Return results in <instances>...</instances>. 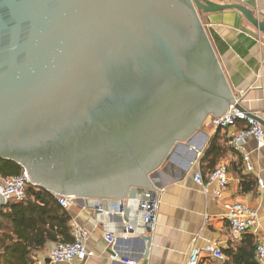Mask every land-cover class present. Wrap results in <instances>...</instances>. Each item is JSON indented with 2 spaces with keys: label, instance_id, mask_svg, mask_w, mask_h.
I'll use <instances>...</instances> for the list:
<instances>
[{
  "label": "water",
  "instance_id": "water-1",
  "mask_svg": "<svg viewBox=\"0 0 264 264\" xmlns=\"http://www.w3.org/2000/svg\"><path fill=\"white\" fill-rule=\"evenodd\" d=\"M224 9L264 34L246 7L213 0H0V159L52 194L94 199V213L124 201L126 216L234 103L199 14Z\"/></svg>",
  "mask_w": 264,
  "mask_h": 264
},
{
  "label": "crops",
  "instance_id": "crops-1",
  "mask_svg": "<svg viewBox=\"0 0 264 264\" xmlns=\"http://www.w3.org/2000/svg\"><path fill=\"white\" fill-rule=\"evenodd\" d=\"M213 1L240 4L264 21V0ZM199 14L234 103L264 127V34L237 9L200 11ZM212 116H208L192 135L190 144L177 146L171 157L154 172V187L161 189V193L153 229L149 230L139 207L144 190H138L132 199L125 200V207H129L126 216L111 211V207L94 213L91 210L96 204L94 199L77 200V205L68 213L88 230L87 244L95 255L82 262L57 264H128L111 260V254L132 261V264H181L193 245L203 246L208 242L221 248L223 258L203 257L199 264H222L227 258L225 250L236 247L243 239L252 237L256 244L264 241V144L258 147L253 136L244 141V151L252 166L249 173L252 188L243 191L241 174L247 173L244 172L242 153L228 144L232 128L214 129L210 124ZM244 126V121H238L235 128ZM220 162L228 165L229 182L222 196L217 198L213 194L214 186L204 188L194 180V174L199 171L206 181L209 172ZM258 178L263 181V187L258 184ZM231 199L244 202L257 211L258 224L253 231L239 237L230 234L223 217V205ZM105 232L116 236L115 244H107L103 239ZM148 235L151 237L149 247L143 237ZM52 244L53 241H48L42 248L34 250V262L46 260Z\"/></svg>",
  "mask_w": 264,
  "mask_h": 264
},
{
  "label": "built area",
  "instance_id": "built-area-1",
  "mask_svg": "<svg viewBox=\"0 0 264 264\" xmlns=\"http://www.w3.org/2000/svg\"><path fill=\"white\" fill-rule=\"evenodd\" d=\"M244 121L245 126L236 129V123ZM210 124L214 129H229L232 131L229 134L228 144L236 151L242 153L244 162V172L249 174L252 171V166L249 162L248 154L244 151V141L247 137L253 136L257 141V146L261 147L264 144V127L251 114L245 110H240L235 104L229 105L228 109L220 116L210 117ZM194 180L201 184L204 188L213 185V194L220 198L224 188L229 182L228 165L225 162L216 164L209 172L206 181H203L199 171L194 174ZM29 184V179L22 169L21 173L15 176L0 175V191L5 198V201L14 200L21 201L26 198V187ZM258 184L263 187V181L258 178ZM155 188V189H154ZM159 191L157 193V190ZM142 200L139 202V207L142 211V218L150 223V229H153L156 214L160 203L161 189L153 187L144 190ZM58 204L65 210H70L77 205V198L73 195L53 194ZM124 201L121 205L112 204L111 211L123 214ZM223 217L227 221L228 230L233 237H239L247 232L253 231L258 224L257 211L248 204L236 199H231L224 203ZM103 211V209H98ZM107 211V210H106ZM72 240L56 241L50 246L47 251L46 260L35 261V264H57L61 262H82L86 258L95 255V251L88 247L87 240L89 237L88 230L76 222L74 218H70ZM103 239L109 246L115 244L116 236L105 232ZM255 259L259 264H264V241L256 244ZM203 257H209L221 260L223 252L216 243L208 242L203 246L193 245L188 253L187 258L181 264H199ZM111 260H120L122 262L132 264V261L118 258L116 254L110 255Z\"/></svg>",
  "mask_w": 264,
  "mask_h": 264
},
{
  "label": "trees",
  "instance_id": "trees-1",
  "mask_svg": "<svg viewBox=\"0 0 264 264\" xmlns=\"http://www.w3.org/2000/svg\"><path fill=\"white\" fill-rule=\"evenodd\" d=\"M22 167L0 159V175L15 176ZM249 174H241L240 187L252 188ZM70 215L52 193L38 186L27 184L26 198L8 200L0 212V264H35L34 250L48 241H71ZM256 243L252 237L243 239L236 247L225 250L222 264H259L255 259Z\"/></svg>",
  "mask_w": 264,
  "mask_h": 264
}]
</instances>
